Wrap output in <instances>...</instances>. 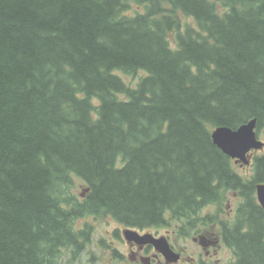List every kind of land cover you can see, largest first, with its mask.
<instances>
[{
	"label": "trees",
	"instance_id": "obj_1",
	"mask_svg": "<svg viewBox=\"0 0 264 264\" xmlns=\"http://www.w3.org/2000/svg\"><path fill=\"white\" fill-rule=\"evenodd\" d=\"M253 119L264 135V0H0V264L77 260L90 216L218 227L233 264H264V151L242 176L211 135ZM228 193L233 221L201 216Z\"/></svg>",
	"mask_w": 264,
	"mask_h": 264
},
{
	"label": "rangeland",
	"instance_id": "obj_2",
	"mask_svg": "<svg viewBox=\"0 0 264 264\" xmlns=\"http://www.w3.org/2000/svg\"><path fill=\"white\" fill-rule=\"evenodd\" d=\"M135 11H143V6L135 3L127 13L133 14ZM180 14L183 29L189 27L193 28L194 30L200 31L197 22L193 18L188 17L182 13ZM170 41L171 44L176 47V33H172L170 35ZM144 75L145 73L143 72H141L137 76L122 74L123 78L132 85L137 84L140 77ZM259 139L261 141H264V135L259 134ZM258 152L259 151L253 152L252 156L254 157L255 154H258ZM252 159L250 161V164L248 165H241L234 162V167L237 172L242 176L252 174ZM85 188V183L75 176L72 193L75 194L76 197L82 198V196L85 195ZM227 196L228 198L225 200L222 207L218 205H212L208 208H205L201 213V216L205 217L208 215H214L217 216V219L222 221H233L236 214V209L241 203L242 199L233 193H228ZM184 222H186V220H180L170 226H166L160 229L148 230L147 232L154 235L168 237L176 250L185 251L184 256L190 255L196 260H199L202 258L200 256L202 248L197 243H194L192 239L193 237L205 234L206 230L208 231L212 227H208V229L202 228V231L199 233L194 231L190 232L189 235H187V233H182L179 228V226H181ZM84 223H87V225L91 226L92 230V237L90 242L87 243L85 251L77 260H73L71 249H65L62 252L58 264H128L125 258L116 259V255L119 254L121 256V253L128 255L130 253V250L132 249L123 236V231L127 227L110 216H90L81 220L79 225L82 227ZM211 231L212 233H217L218 227ZM217 258L220 259V264H233L236 259L233 250L226 246L221 249Z\"/></svg>",
	"mask_w": 264,
	"mask_h": 264
},
{
	"label": "water",
	"instance_id": "obj_3",
	"mask_svg": "<svg viewBox=\"0 0 264 264\" xmlns=\"http://www.w3.org/2000/svg\"><path fill=\"white\" fill-rule=\"evenodd\" d=\"M214 144L228 157L236 160V163L250 164L251 154L264 149V141L259 139L257 133V119H253L240 127L233 129L228 126H218L212 131ZM257 200L264 208V183L256 187ZM124 239L137 245H153L156 251L161 253L168 263H177L181 256L172 248L166 236L157 237L152 233L141 234L139 231L126 228L123 231ZM203 248L210 245L206 234L195 237Z\"/></svg>",
	"mask_w": 264,
	"mask_h": 264
},
{
	"label": "flooded vegetation",
	"instance_id": "obj_4",
	"mask_svg": "<svg viewBox=\"0 0 264 264\" xmlns=\"http://www.w3.org/2000/svg\"><path fill=\"white\" fill-rule=\"evenodd\" d=\"M141 234L148 233L145 230H139L137 229ZM209 237V243L210 245L207 248H203L198 242H195L193 237V242L197 243L201 248V254L202 257L199 260H196L192 256H184L185 251H178L176 248L172 245L171 241L170 244L175 252L179 253L181 258L177 263H168L164 256L155 250L153 245H137L134 243L127 242L130 247L132 248L130 250V253L122 254L121 256L116 255V259H123L125 258L128 264H220V259H218V254L221 251L223 247H227L225 244L223 237L217 235L216 233H208L206 234ZM157 237H160L159 235H156Z\"/></svg>",
	"mask_w": 264,
	"mask_h": 264
},
{
	"label": "bare ground",
	"instance_id": "obj_5",
	"mask_svg": "<svg viewBox=\"0 0 264 264\" xmlns=\"http://www.w3.org/2000/svg\"><path fill=\"white\" fill-rule=\"evenodd\" d=\"M134 14V13H133ZM120 77L121 78H123V76H122V74H120ZM123 80H124V78H123ZM126 81V80H125ZM127 82V81H126ZM128 83V82H127ZM213 131V130H212ZM211 135H212V132H211ZM213 140V139H212ZM264 150V149H263ZM253 153V152H252ZM251 156H252V154H251ZM230 158V157H229ZM251 158H253V156L251 157ZM233 162H235L236 163V160H234V159H232V158H230ZM239 164H241V165H244L243 164V162H240Z\"/></svg>",
	"mask_w": 264,
	"mask_h": 264
}]
</instances>
